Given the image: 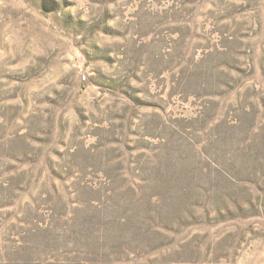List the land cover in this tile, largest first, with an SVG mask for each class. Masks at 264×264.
<instances>
[{"label":"rangeland","instance_id":"1","mask_svg":"<svg viewBox=\"0 0 264 264\" xmlns=\"http://www.w3.org/2000/svg\"><path fill=\"white\" fill-rule=\"evenodd\" d=\"M0 264H264V0H0Z\"/></svg>","mask_w":264,"mask_h":264}]
</instances>
